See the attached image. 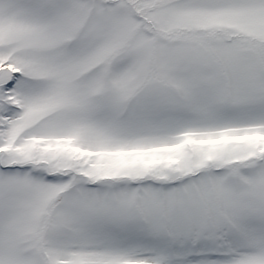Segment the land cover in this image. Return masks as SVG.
<instances>
[{
  "label": "snow or ice",
  "instance_id": "obj_1",
  "mask_svg": "<svg viewBox=\"0 0 264 264\" xmlns=\"http://www.w3.org/2000/svg\"><path fill=\"white\" fill-rule=\"evenodd\" d=\"M0 264H264V0H0Z\"/></svg>",
  "mask_w": 264,
  "mask_h": 264
}]
</instances>
